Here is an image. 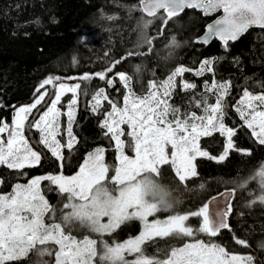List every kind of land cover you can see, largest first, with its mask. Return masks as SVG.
Segmentation results:
<instances>
[{
    "label": "snow or ice",
    "instance_id": "6c2138e0",
    "mask_svg": "<svg viewBox=\"0 0 264 264\" xmlns=\"http://www.w3.org/2000/svg\"><path fill=\"white\" fill-rule=\"evenodd\" d=\"M140 3L141 10L148 17L159 18L164 25L186 8L199 10L204 16H211L222 10L223 15L208 24L206 35L202 39L198 38L196 42L208 44L216 38L222 42L226 51L229 42L238 40L249 28L264 29V0H140ZM161 10L166 15L157 17ZM152 22L143 20V28L147 29ZM140 35L137 47L147 45L150 51L153 38L146 32H141ZM171 44L179 47L175 36L172 37ZM142 54L128 52L110 67L94 75L100 80H105L116 64L127 57ZM73 62L75 63V57ZM213 63L214 60L205 59L196 74L212 72ZM134 70L140 72V66H135ZM186 71L190 69L177 67L167 80L159 84L149 81L141 95L132 91L131 77L128 74L116 72L115 75L127 89L122 106L110 100L105 89L95 91L92 96V112L97 113L104 101L110 105V110L103 114L100 127L106 130L104 134L110 141H114V148L118 153L119 163L112 167L111 177L110 167L104 162L103 147H97L88 153L74 174L66 176L62 171L65 161L64 149L71 152L78 143L73 133V125L80 83H57L61 81V77L49 76L36 88L35 91L40 94L33 103L15 110L11 125L0 119V166L17 171L22 176L26 175L23 170L39 167L42 159L41 153L34 150L24 135L28 116L48 95L46 85L56 89L49 106L31 123H27V127L40 134L38 143L56 159L61 171L57 174L33 177L27 184L17 183L11 193L0 194V264H11L33 248L37 249L38 256L54 255V264H254L251 255L230 253L212 239H196L200 234L212 238L218 236L223 229L231 231L227 218L232 212V191L221 194L223 202L214 196L194 211L176 213L166 219H156L152 222L148 219L149 216L162 211L161 201L154 200L153 193L176 194L177 191L171 184L159 179L161 166L169 165L174 177L183 185L187 179L197 176L198 158L222 162L228 157L229 151L235 150L233 137L236 135V129L224 123V99L231 86L230 82L206 84V90H215L218 93L215 103L209 104L204 97L196 105L199 107L203 104L204 114L197 116L195 113H188L182 119L179 108L172 106L168 98L174 90L175 77ZM91 78L89 74L81 77L83 80ZM108 84H113L111 78L108 79ZM183 87L192 89L195 85L185 83ZM41 89L45 91L41 92ZM67 93H71L72 98L67 102L66 109L61 111L58 106ZM234 108L243 122L241 126L250 130L258 143L264 145V92L253 94L245 89ZM170 115L172 119H169ZM61 116L66 117L64 143L58 139L61 135ZM123 125H127L129 129L127 135L130 139L127 141V147L134 153V157L125 154ZM215 133L226 138V146L218 157L200 146L202 137H210ZM258 175L264 187V168L260 169ZM44 181L55 185L58 193L63 195L59 209L50 205L45 198L40 187ZM0 183L3 181L0 180ZM203 187L201 184L200 188ZM257 200L264 204V193L251 201L249 206ZM45 216L50 221L47 224ZM190 217L201 219V225L195 230L186 225ZM133 219L139 220L143 225V230L138 236L124 242L113 240L109 243L103 239ZM81 228L96 234L97 238L85 235L82 239H77L72 235V230ZM169 237L172 239L168 246L157 249V253H163L162 255L147 254L143 247L145 243L155 241L156 238ZM234 240L236 244L249 246L245 240L235 237ZM48 244L57 247L54 250L37 248L38 245ZM125 254L133 259H126Z\"/></svg>",
    "mask_w": 264,
    "mask_h": 264
},
{
    "label": "trees",
    "instance_id": "16d2710c",
    "mask_svg": "<svg viewBox=\"0 0 264 264\" xmlns=\"http://www.w3.org/2000/svg\"><path fill=\"white\" fill-rule=\"evenodd\" d=\"M164 15V12H160L157 17ZM214 17H205L201 12L191 9L183 11L164 25L161 19L147 17L143 13L140 0H0V119L11 125L15 110L19 106L31 104L40 94L35 91L36 88L49 76L80 83L78 111L73 125L78 143L71 152L64 149L62 171L66 176L74 174L88 153L103 147L104 162L110 167L111 177L112 167L118 165L116 150L114 141H110L104 134L106 130L100 127L103 114L110 110V105L104 101L98 112L94 113L91 102L95 91L103 88L110 100L122 106L127 90L115 75L116 72L128 74L132 91L141 95L149 81L159 84L177 67L190 69L176 78V86L169 100L172 106L179 108L182 119L188 113L203 115V104L199 107L196 105L204 97L209 104L215 103L216 97L206 90V84L230 82L231 86L224 99V123L236 129L233 137L235 150L229 151L228 157L222 162L198 158L197 176L187 179L183 185L174 177L169 165L161 166L159 179L177 189L179 203L172 211H160L156 216L164 218L194 211L208 199L226 190H233L235 197L229 217L231 231L226 229L212 238L200 234L196 239H212L230 253L251 255L254 264H264V247H261L264 245V204L257 200L249 206L251 201L264 193L258 175L264 167V145L258 143L250 130L241 126L243 122L234 108L245 89L253 94L264 92V29L249 30L238 41L229 43L227 51L216 40L208 45L196 42ZM143 20L153 22L144 29ZM141 32L153 38L150 51L147 45L137 47ZM173 36L179 47L172 46ZM128 52L143 54L127 57L116 64L105 80L94 75L110 67ZM205 59L214 60L213 71L197 76L192 70L197 69ZM137 65L140 66V72L134 70ZM85 74L92 78L81 79ZM70 77L72 79H68ZM109 78L113 81L111 86L108 84ZM184 81L194 84L195 88L184 89ZM55 90L49 87L48 95L37 108L39 112L36 111L28 123L49 106ZM71 98L72 94L67 95L60 104L62 111ZM65 124L66 117L63 116V133ZM125 131V152L134 156L127 147L130 139L127 126ZM25 134L33 148L42 155L40 166L25 168L23 171L26 175L23 176L0 166V180L3 181L1 193H11L15 184H27L33 177L61 171L56 159L38 143L39 133L26 126ZM61 141L65 142L64 135ZM200 146L218 157L226 146V138L215 133L210 137H202ZM201 184L203 188H200ZM40 187L49 204L59 209L64 197L58 193L56 186L44 181ZM45 222H50L47 216ZM200 222V218L190 217L186 225L193 226L195 230ZM140 229L141 225L136 221L122 225L111 236L105 237L123 240L137 235ZM72 235L77 239L85 235L97 238L96 234L87 231L78 238L72 230ZM234 237L247 241L249 246L236 244ZM171 239L156 238L143 247L147 254L162 255L157 253V249L166 248ZM56 247L52 244L37 246L53 250ZM11 264H54V255L38 256L37 249L33 248L26 256Z\"/></svg>",
    "mask_w": 264,
    "mask_h": 264
},
{
    "label": "rangeland",
    "instance_id": "374dc122",
    "mask_svg": "<svg viewBox=\"0 0 264 264\" xmlns=\"http://www.w3.org/2000/svg\"><path fill=\"white\" fill-rule=\"evenodd\" d=\"M211 60V59H210ZM200 67V66H199ZM199 67L197 68V69H195V70H192V72L194 73V74H196V72H197V70L199 69ZM207 72V71H206ZM206 72H204V73H206ZM204 73H202V74H200V75H197V76H201V75H203ZM180 76V75H179ZM178 76H176L175 77V81H174V89H175V86H176V78H177ZM167 80V79H166ZM59 82H64V83H67V84H69V85H73V84H75V83H77V82H75L74 80H61V81H58L57 83H59ZM185 83H188V84H191L190 82H187V81H184V82H182V86H184V84ZM211 85V84H210ZM46 87V89H48V93H49V87H52L51 85H46L45 86ZM53 88V87H52ZM184 88V87H183ZM127 90V89H126ZM43 91H45V89H41V92H43ZM56 91V90H55ZM174 91V90H173ZM173 91H172V94H173ZM210 93H212L215 97L217 96V92L215 91V90H212V91H209ZM71 93H67V94H65L64 96H63V98H62V102L65 100V98L67 97V95H70ZM172 94H171V96L168 98L169 100L171 99V97H172ZM39 96V95H38ZM242 98V97H241ZM240 98V99H241ZM239 99V100H240ZM61 102V103H62ZM239 102V101H238ZM33 103V102H32ZM31 103V104H32ZM43 103V101L41 102V104ZM92 103V102H91ZM31 104H28V105H31ZM40 104V105H41ZM40 105H38L37 106V108L38 107H40ZM22 106H27V105H22ZM19 107H21V106H19ZM18 107V108H19ZM58 107H60V105L58 106ZM17 108V109H18ZM36 108V109H37ZM101 108V107H100ZM99 108V109H100ZM33 109V112H32V114L31 115H29L28 116V120H29V118H31L32 117V115L36 112V111H38L39 112V110L37 109ZM61 109V108H60ZM44 111V110H43ZM62 111V110H61ZM77 111H78V105H77ZM77 111H76V113H75V119H76V116H77ZM42 113V112H41ZM199 116H201V115H199ZM169 119H170V116H169ZM62 121H63V116H61L60 117V125H61V127H60V132H61V135L60 136H58V139H60V141H61V136L63 135V132H62ZM27 123H28V121H27ZM27 123H26V126H27ZM26 126H25V130H26ZM125 126H127V125H123L122 126V128H123V130H124V133L126 132L125 131ZM25 130H24V135L26 136V134H25ZM128 131H129V129H128ZM74 133V132H73ZM4 135H6V133L4 134ZM40 135V134H39ZM75 135V134H74ZM27 137V136H26ZM122 139H123V137H122ZM30 143V142H29ZM61 143H62V141H61ZM32 146V145H31ZM33 147V146H32ZM35 150V149H34ZM204 150V149H203ZM124 151H125V149H124ZM125 154H126V152H125ZM127 155V154H126ZM117 156H118V153H117V151H116V159H117ZM130 157H134V156H130ZM117 161H118V159H117ZM119 163V162H118ZM264 168V167H263ZM0 186H1V183H0ZM0 194H5V193H1L0 192ZM45 198L47 199V197L45 196ZM48 200V199H47ZM49 202V201H48ZM158 214V212L154 215V216H149V221L150 222H152V221H154V220H156V219H161V220H163V219H166L168 216H166V217H164V218H161V217H158V216H156ZM105 219V221L107 220V218H104ZM136 221H138L139 223H140V225H141V229H140V232L137 234V235H135V236H132V237H128V238H126V239H123V240H118V239H115V238H112V240H110V239H108V238H106L105 236L103 237V239H105V240H107L109 243H111L113 240H115L116 242H124V241H126L127 239H129V238H135L136 236H138L140 233H141V231L143 230V225H142V223L139 221V220H137V219H133V220H130V221H127V222H125L124 224H130V223H133V222H136ZM46 223V222H45ZM47 224V223H46ZM124 224H122V225H124ZM121 225V226H122ZM200 225H201V222H200ZM120 226V227H121ZM191 227H193V226H191ZM193 229H194V227H193ZM118 230V229H117ZM116 230V231H117ZM73 231H75V233H76V235H77V237L79 238L82 234H83V232H85L86 233V230L85 229H79V230H76V229H73ZM115 231V232H116ZM115 232H113V233H115ZM112 233V234H113ZM111 234V235H112ZM144 246V245H143ZM98 248H99V242H98ZM26 256V255H25ZM125 256H126V259H128V260H131V259H133V257L132 258H130V256H128L127 254H125ZM24 257V256H23Z\"/></svg>",
    "mask_w": 264,
    "mask_h": 264
},
{
    "label": "clouds",
    "instance_id": "9594fccd",
    "mask_svg": "<svg viewBox=\"0 0 264 264\" xmlns=\"http://www.w3.org/2000/svg\"><path fill=\"white\" fill-rule=\"evenodd\" d=\"M152 198L157 201H161L160 207L162 211H172L179 203V198L176 194L168 192L161 193L155 192L152 194Z\"/></svg>",
    "mask_w": 264,
    "mask_h": 264
},
{
    "label": "water",
    "instance_id": "95a60500",
    "mask_svg": "<svg viewBox=\"0 0 264 264\" xmlns=\"http://www.w3.org/2000/svg\"><path fill=\"white\" fill-rule=\"evenodd\" d=\"M140 7L142 8V5H141V3H140ZM185 10H191V9H185ZM184 10V11H185ZM194 10H196V9H194ZM196 11H199V10H196ZM160 12H164L163 10H161ZM160 12H158V13H160ZM200 12V11H199ZM144 13V12H143ZM157 13V14H158ZM146 16H147V14L146 13H144ZM166 14V13H165ZM223 15V12H222V10L221 11H218L217 13H215V14H213V15H211V16H205V17H213V16H215L214 18H213V20L211 21V22H209V24L210 23H213L216 19H218L220 16H222ZM148 17V16H147ZM152 18V17H151ZM251 29H261V28H258V27H251V28H249L248 29V31L249 30H251ZM247 31V32H248ZM246 32V33H247ZM246 33H244L243 35H245ZM204 35H206V28H205V31H204V33L200 36V37H198L199 39H202L203 38V36ZM242 35V36H243ZM241 36V37H242ZM240 37V38H241ZM197 38V39H198ZM239 38V39H240ZM197 39H196V41H197ZM238 39V40H239ZM218 41V42H220L221 44H222V42L221 41H219L218 39H216V38H213L208 44H210V43H212L213 41ZM238 40H236V41H238ZM236 41H234V42H236ZM229 43H233V42H229ZM201 44H203V43H201ZM208 44H204V45H208ZM229 191H232V192H234L233 190H226V191H224V192H222V193H225V192H229ZM222 193H220L219 195H216L215 197H218L219 198V200L221 201V202H223V196L221 195ZM234 197H235V193H234ZM234 197H233V199H232V201H231V204H233V201H234ZM221 206H223L222 204H221ZM232 213V212H231ZM231 215V214H230ZM230 215L228 216V218H227V222H228V224H229V217H230ZM224 230H226V229H223V230H221V231H224Z\"/></svg>",
    "mask_w": 264,
    "mask_h": 264
}]
</instances>
